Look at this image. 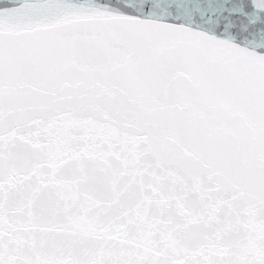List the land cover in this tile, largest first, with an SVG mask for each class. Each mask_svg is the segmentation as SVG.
<instances>
[{"label":"snow or ice","instance_id":"snow-or-ice-1","mask_svg":"<svg viewBox=\"0 0 264 264\" xmlns=\"http://www.w3.org/2000/svg\"><path fill=\"white\" fill-rule=\"evenodd\" d=\"M0 264H264V0H0Z\"/></svg>","mask_w":264,"mask_h":264}]
</instances>
